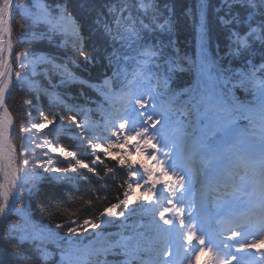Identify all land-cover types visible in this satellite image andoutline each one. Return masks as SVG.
I'll return each instance as SVG.
<instances>
[{"label":"snow or ice","instance_id":"obj_1","mask_svg":"<svg viewBox=\"0 0 264 264\" xmlns=\"http://www.w3.org/2000/svg\"><path fill=\"white\" fill-rule=\"evenodd\" d=\"M79 7L84 18L73 14L72 0H0V264H47L49 244L60 264H196L206 253V264H264V57L249 62L251 52L264 53V0H197L186 11L198 31L197 61L168 53L171 39L148 43L150 34H171L168 4L80 0ZM210 15L220 29L214 54ZM55 37L62 55L14 50V40ZM237 57L243 70L233 72L227 65ZM90 68L103 69L100 83L78 75ZM185 71L194 79L173 89ZM72 84L103 94L104 123L91 119L95 101L83 90L69 93ZM237 88L252 98L239 101ZM16 90L32 93L19 120L8 103ZM117 168L125 179L108 202L99 193L116 182ZM82 184L90 186L89 198H80L90 215L35 224L31 204L46 185L78 193ZM213 196L225 211L208 210Z\"/></svg>","mask_w":264,"mask_h":264},{"label":"trees","instance_id":"obj_2","mask_svg":"<svg viewBox=\"0 0 264 264\" xmlns=\"http://www.w3.org/2000/svg\"><path fill=\"white\" fill-rule=\"evenodd\" d=\"M21 4L28 3L30 5H39V3L43 4L47 2V0H19ZM219 0H211L213 5L218 4ZM74 6H76V12L73 14L76 15L78 18H84L86 15V9H81L79 7L80 0H72ZM173 10L175 15L174 27L171 34L168 33H155L150 34V41L160 43L161 41L167 45L169 39L174 42L173 47L166 48V51L172 55H174L177 51L181 56H187L191 58L193 61H197L199 57V39H198V31L196 27V23L193 20L191 15H187L186 11L189 8L194 9L197 3V0H173ZM175 7V8H174ZM16 21L19 23H24L21 20L20 15H17ZM209 27H210V36L212 40V48L210 52L214 54L215 52V45L218 42V35L220 29L215 22L214 17L210 15L209 17ZM43 27L38 26L36 31H42ZM14 31H18V29L14 28ZM59 42V37H55L52 43L48 41H41L38 38L31 39L28 38L25 42L17 44L15 40L14 43V50H28L33 49L40 54H47L52 53L54 55H62V51L57 48V43ZM258 47V46H257ZM257 54H260V51H256ZM233 72H239L243 70V62L240 57L234 59L230 64L227 65ZM18 66H14L16 68ZM187 67V65H185ZM110 74V72H109ZM82 79H88L91 83L98 84L100 83L101 79L103 78V69L98 68H90L87 72L79 73ZM231 75V73H228ZM58 79V77L56 78ZM194 79V74L190 72H179L174 78L173 81L170 82V86L173 89H179L184 87L187 83H190ZM233 80L236 77H232ZM225 87H231V85L225 82ZM83 90L91 100L95 101L93 104H89L88 107L93 109L91 113V119L95 121H101L102 114L105 109H108L109 103L105 100L103 94L99 91H96L95 88H85L81 84H72L68 86V91L71 95H76L78 92ZM234 94L238 98L239 101L244 102L250 100L251 94L244 91L243 89H234ZM31 92L21 93L19 90L13 92L11 99L8 101L9 103V110L13 113L14 120H19L22 116L23 110L25 108L24 101L26 99L31 98ZM187 98L186 96L181 97V99ZM79 103H84V101H78ZM97 104L101 105L100 108H97ZM43 107L46 110H49L48 101L45 99L43 101ZM52 111H59V109H51ZM78 120H82V116L77 117ZM62 143L70 144L71 141L67 138H63L61 140ZM75 151H83L80 148H74ZM133 160L142 161L144 163L151 164L152 161L147 160L145 156L136 155L132 157ZM105 163L109 164V166H114V164L110 160H106ZM101 166V171H102ZM103 174V171H102ZM125 179L124 170L117 168V180L113 182L111 179L108 180V187L106 190H101L100 195H107L109 198L108 202H115V197L119 193V189L117 184ZM94 188H99V185H94ZM46 188V195L41 198L39 204L36 201H32L31 208H32V219L36 225H43L44 227H55L56 224L65 223L68 219L69 212H78L80 215V219L86 218L91 213L88 210L86 204H81L80 198L82 197L84 200L89 198V188L88 185H81L80 192H72L64 190L66 186H62V188L54 189L51 186H45ZM159 188V186H158ZM139 203V201H137ZM23 204V202H22ZM102 206V202H97L96 208ZM74 219L76 217H73ZM13 221L15 223H20V218L14 216ZM132 221H129L131 223ZM146 222V221H145ZM66 231V229H65ZM107 231L111 233H115L118 231L115 227H108ZM63 234V233H62ZM27 248V245L22 246V250ZM48 249L50 252L53 253L51 258L47 261V264H60V256L59 250L56 248L54 244H49ZM146 258V257H145ZM6 259H10V257H6Z\"/></svg>","mask_w":264,"mask_h":264},{"label":"rangeland","instance_id":"obj_3","mask_svg":"<svg viewBox=\"0 0 264 264\" xmlns=\"http://www.w3.org/2000/svg\"><path fill=\"white\" fill-rule=\"evenodd\" d=\"M41 3H39L40 5ZM93 120V119H92ZM95 121V120H93ZM97 122V121H96ZM51 138V137H50ZM204 178V175H198L197 179L194 181V190L196 189L197 185L200 183V181ZM219 208H217L216 205H212V207H210L208 210L209 211H217ZM41 227H44L43 225H41ZM47 227V226H46ZM209 258V254L206 253L205 255L201 256L199 258V260L196 262V264H206L207 260ZM204 259H206V261H204Z\"/></svg>","mask_w":264,"mask_h":264},{"label":"bare ground","instance_id":"obj_4","mask_svg":"<svg viewBox=\"0 0 264 264\" xmlns=\"http://www.w3.org/2000/svg\"><path fill=\"white\" fill-rule=\"evenodd\" d=\"M171 1H173V0H159L160 5H161V8H163V5H164V4H168V5H170L171 7H173V6H172L173 3H171ZM174 8H175V7H174ZM165 15H166V13H165ZM203 182H204V180L202 181V184H203Z\"/></svg>","mask_w":264,"mask_h":264}]
</instances>
